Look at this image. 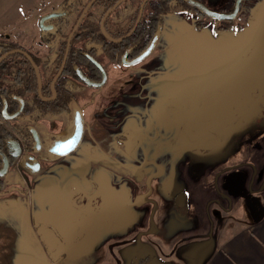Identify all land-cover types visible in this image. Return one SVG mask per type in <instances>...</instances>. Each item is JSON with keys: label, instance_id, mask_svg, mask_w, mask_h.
<instances>
[{"label": "flooded vegetation", "instance_id": "flooded-vegetation-1", "mask_svg": "<svg viewBox=\"0 0 264 264\" xmlns=\"http://www.w3.org/2000/svg\"><path fill=\"white\" fill-rule=\"evenodd\" d=\"M118 1L120 0H117L101 15L100 28L102 29L103 35H98V38L91 37V34L74 38L82 23L81 21L71 38L67 56L68 38L79 18L74 22L73 19L77 14L74 9L76 0H63L57 7L51 8L37 16L35 25L37 31L36 42L30 43L31 45L18 42L19 45L17 47L8 48L7 51H4L0 55L1 57L5 53H9L0 62V67H2L1 63H3V60L5 58L9 59L7 65L6 63L3 64L5 71L0 77V170L4 167V162L7 160L6 172L0 175V195L6 196L11 193L13 187L17 188L20 197H27L28 192H30V199L36 202V211L32 215L33 225H36V220L38 219L42 235L45 238H53L54 244L51 245H55L54 249L61 253H67L69 251L67 247L63 246V242L68 240L73 242L77 239V245L82 244V247L91 244L93 253H95V250L101 249V245L104 246L106 238L109 237L106 235V224L116 223L111 218L112 207L109 203V198L112 194L114 199H116V191L122 188V186L128 187V189L132 188L130 190V198L124 203L129 208H135L137 212L134 215V220L131 218L132 223L130 225H141L144 219L149 216V220L146 219V226L148 228L139 230L136 237H127V239L141 240L144 233L148 232V229L150 232V218H154V214L159 205V200L154 195L155 177L163 175L164 172L169 173L173 171L177 174L178 180L186 185V188L190 187L188 178L186 179L181 176V165L184 164L186 165L185 175H188L193 180H199L201 176H211L212 178L206 186L209 188V191H213L222 182L221 177L224 171L232 173L238 168L246 166V163H242L240 167L238 166L236 168H227L228 164L223 166L225 162H222L220 151L223 139H217L212 135L206 136L203 135L204 133L196 130H194L195 133L186 136H182V133L187 124L191 125V119L202 115L203 108L198 103V97L205 91L204 89L207 88V85L213 77L217 75L220 77L223 54L227 56V59L233 56L237 58L245 50L247 39L252 40L258 47L261 43L264 45V21L260 22L258 19L249 18V10L252 7L260 6L261 8L264 0H261V3L260 0H241L236 16L233 19L224 20L213 18L198 7L191 5L188 0H182L187 7L182 9L177 8L176 10H181L183 13L187 12L193 19H197L194 30H202L200 37H207L205 30L211 28L213 32L212 37L204 38V40L208 39L211 43H214L209 49L199 43L200 37L194 36L192 30H185L181 36L180 34L174 33V37L170 42L163 43L161 41L163 15L162 19L156 22L150 40L143 47L144 41L141 36V31H139V26L143 15L148 11L147 8L144 7L138 25L132 31L137 21L140 8L135 18L133 8L128 6L125 10H119L124 1L122 0L116 8L107 14ZM136 1L134 0V2ZM190 1L200 2L209 9L218 11L212 9L210 6L215 0ZM245 1H247V6ZM235 4L236 0H230V7L226 11L219 12H232ZM243 6H246L249 11L243 18L245 22H242L240 19V12ZM53 11H57V14L53 18L45 20L43 23L45 29H42L40 19ZM99 11L101 12V9ZM105 15L106 18L103 21ZM211 20L216 23L211 25ZM247 20H251V22L247 24ZM91 26H88L89 30H91ZM159 26H161L160 35L152 51L140 62L130 64L148 47ZM248 27L250 28L249 30L247 29ZM128 28L130 29L126 33H122ZM231 29H233L234 34L236 30L238 32L235 35L233 34L235 40L233 36L231 38L233 53L229 56L226 49L215 42L214 39L218 37L222 39L224 32ZM68 30L69 34L65 39L64 34ZM253 32L261 38L257 41L252 39L251 33ZM187 33L188 35L193 33L192 35L195 39L193 40V38L189 37L186 40ZM133 34H135L134 39L130 41ZM121 37H124L121 41L114 40ZM0 38H3V35ZM5 39L15 41L10 38ZM189 39L193 40L192 42L194 44ZM160 45L165 47L166 56L164 57L169 61L167 64H174L175 59L184 66V73H188V76L198 75L200 72L208 75L209 73L205 71H210L211 74L207 76L198 90L193 86L192 92L185 95V97L174 98V105L180 115L172 116V120L175 118L177 120L176 122L181 125V132L177 137L178 144L169 151L166 162H164L165 160L155 161L154 158H148L143 163L145 168L150 164V168L143 182L144 189L133 195L132 192L136 188L133 183L127 181L116 186L112 183L113 181L111 182L113 175L122 174L126 177L124 174L126 166L110 158L106 153V148L100 149L94 147V144L88 141L85 143L86 146L85 144L83 145L82 151L77 152L82 143L84 132L80 143L69 153L61 155L49 150L50 145L54 144L57 140L66 138L71 133L77 109H80L82 112L84 131L86 115H90L87 123L88 127L95 120L109 133L110 128H107V125L109 126L110 124L106 120L109 117V113L106 111L111 110L110 106L106 108V105H102V109L100 108L99 110L95 107L101 99L102 101L104 100L103 103L101 101L104 104L105 97L107 104L108 96L106 93L103 94L102 91L109 80L110 71L112 69H120L122 66L132 67L138 63H142L154 50H158ZM186 46H188V51L185 49ZM17 50L26 51L29 56ZM15 53H20L22 56H12ZM65 56L66 60L64 62ZM156 62V57H152L146 65L147 69H154ZM196 62H200V64H196ZM192 63L196 66L203 65L202 69L199 71L194 69L192 71ZM4 65L6 66L4 67ZM61 67H63L62 73L53 86L54 78ZM142 69V67L137 69V72L133 73L134 77L137 76L141 80L143 78L141 76ZM89 81L93 83L103 82V84L94 86L89 84ZM188 83H191V81ZM193 83H195L194 80ZM262 86L264 89V84ZM209 91L211 92L210 89ZM213 92L216 93L213 100H217L219 96L217 89ZM258 94V92L253 93L255 101H253L252 105L255 108L259 107V121L264 118V91ZM103 95H105L104 99L101 98ZM206 101H209L208 106L204 104L205 100L203 104L209 113L213 109L217 110V105L211 103V99L206 98ZM90 103L91 106L89 108ZM261 103L263 104L261 105ZM4 108H6V114L8 115L14 114L19 109H22V111L14 118H6L3 114ZM133 109L135 110L134 106ZM198 112L199 114H197ZM132 117L138 121L137 114H131L128 118L132 122H130L131 124L136 121H133ZM237 131V126H234L232 132ZM262 136H264V133ZM111 138H113L111 139L112 141L114 140L124 145L130 140L128 139V135L125 134L121 136L115 134ZM260 138L264 139V137ZM9 139H17L21 145L20 155L16 158L7 153L8 145L6 141ZM182 139L185 140L187 145L180 144ZM234 139H237V137H234ZM197 141L203 142L199 150L202 151L201 153L203 151L205 152L195 165H193L194 160L191 161V156H188L189 159L186 160L181 158L179 154H176L175 150L179 147L191 149L189 145L196 144ZM230 141L233 143V138ZM128 152V150L120 149L119 155L122 158L132 155V151H130L131 154ZM151 175L150 186L152 190L148 196V200L140 205H132L137 195L144 194L150 189L148 177ZM139 184L142 186V182ZM139 184L137 186H140ZM157 189L159 195L163 197V203H167L168 215L166 221L170 230H173L175 228L171 224L172 221H170L174 218L172 209L176 205L175 202L180 206L185 204L184 192H176L177 198L171 200L165 195L164 183ZM147 203L154 205V208L148 211ZM189 204L188 200V209L183 208V213L185 210V212L190 211ZM184 218L178 221V225L181 224L183 226L181 229L188 230L192 227V221H195V219L192 216ZM156 225H158L157 219ZM126 232L125 229L123 234H126ZM127 239L124 238L123 240L127 241ZM96 245L98 246L97 248ZM83 254H86L84 250L82 253L80 251L78 252V256ZM74 262L72 261V264Z\"/></svg>", "mask_w": 264, "mask_h": 264}, {"label": "rangeland", "instance_id": "rangeland-1", "mask_svg": "<svg viewBox=\"0 0 264 264\" xmlns=\"http://www.w3.org/2000/svg\"><path fill=\"white\" fill-rule=\"evenodd\" d=\"M51 1L48 2V4ZM262 1L260 0V3ZM131 0H124L119 10H125L126 7H130ZM247 6V1H245ZM212 9L218 11H226L230 7V0H215L210 4ZM246 6H243L240 12V19L244 21V16L249 12V18L258 19V21H264V3L263 6L252 7L248 11ZM197 19H193L187 12L181 10L172 11L163 14V31L161 41L166 43L173 39L174 33L183 35L185 30H192L194 36L198 38L202 35V30H194ZM211 25L216 23L210 21ZM235 22V21H234ZM248 22H251L247 20ZM236 23V22H235ZM246 24V25H247ZM36 31V27H34ZM250 29L249 27L247 28ZM207 37H212L213 32L211 28L205 30ZM238 32L236 30L235 34ZM28 38H32L28 33ZM192 34L187 33L186 40L191 37L195 39ZM234 32L233 29L227 30L223 34V38L219 37L214 39L215 42L219 43L223 48L226 49L228 55L233 53V47L231 45V38ZM234 34V35H235ZM34 37V36H33ZM204 37V38H207ZM215 37V36H214ZM235 36H233L234 39ZM3 38H7L4 37ZM9 38V37H8ZM24 38L28 44L36 42V39ZM199 38V43L205 46L207 49L210 48L214 43L210 40H204ZM190 40V39H189ZM193 40H190L191 42ZM204 40V41H203ZM235 40V39H234ZM27 42L25 44H27ZM194 44V42H192ZM31 45V44H30ZM45 51V50H44ZM47 51V50H46ZM165 47L159 46L158 50H154L148 58L142 63H138L132 67H121L120 69H112L109 73V80L104 87L102 93L108 96L107 104L106 97L105 103L99 101L96 105V109H102V105H106V108L110 106L111 110L106 111L109 113L107 128H110L109 133L106 129L96 122L95 120L89 125L88 118L90 115H86V126L82 139V143L77 152L82 151V147L86 142L94 144V147L100 149L106 148V153L110 158L121 162L122 165L126 166V171L123 176L113 175L111 182L116 186L124 182L133 183L136 187L133 190V195L140 192L145 188L143 182L147 175L150 164L143 166V163L148 158H154L155 161H167L169 151L172 150L178 144V135L181 132V125H179L175 118L172 120V116H179V111L175 107L174 98L185 97V95L192 92L193 86L196 90L201 87L208 75L204 72L198 73V75H189L185 72L184 66L174 59V64L167 62L165 59ZM178 56V54H177ZM156 57L157 62L155 63L154 69H147L146 65L148 61ZM164 57V61H163ZM158 58V59H157ZM200 64V62H196ZM142 67V79L140 80L137 76L134 77L136 70ZM191 81V83L187 82ZM193 80L195 83H193ZM104 96L101 98L104 99ZM82 103V102H81ZM91 103L89 104V108ZM133 106L135 110L133 109ZM96 110V111H98ZM117 110V111H116ZM177 110V111H176ZM100 112V111H99ZM131 114H137L138 121L136 120L133 124L128 118ZM66 115V114H65ZM131 118V119H132ZM105 120V122H106ZM216 122L217 119H215ZM131 122V123H130ZM233 130V129H232ZM254 131V129H253ZM128 135L130 139L126 145L117 143L111 140L114 135ZM251 132L247 133L246 136H241L240 140L234 139L233 135L229 138H233V143L230 141L226 144L225 149L222 151L221 156L228 159L223 164L227 168L240 167L242 163H246L245 159L249 158L250 161L254 159L258 166H264V139L260 136H253ZM185 141L182 139V142ZM228 139H223L222 143H227ZM117 143V144H116ZM139 144V146H138ZM257 144V145H256ZM187 145V144H184ZM205 145V144H204ZM86 146V144H85ZM138 146V149H137ZM202 147V146H201ZM240 147V150L238 148ZM234 150L228 152V149ZM128 150L129 154L132 151V155L125 158L120 157L119 150ZM189 150V149H188ZM194 152L189 154L193 165L197 163L198 159L204 154L201 150L194 148ZM176 151V150H175ZM79 154V153H78ZM93 160V159H92ZM91 160V161H92ZM187 163V162H186ZM249 163V162H247ZM160 165V164H158ZM186 165H181V176L188 178L190 187L186 188L183 182H180L175 172H164L163 175L157 176L154 179V195L159 200L158 209L155 212L154 218H150L149 226L150 232L144 233L142 240H136L127 237H136L139 230H145L149 216L144 219L141 225H130L132 223L131 218L134 220V215L137 214L135 208H129L124 202L131 196V189L122 186L117 189L116 199L110 196L109 203L111 204V218L116 223L106 224V243L101 245V249L92 251V245L88 244L82 247V244L77 245L78 240L65 241L63 246L67 247L69 251L67 253H61L54 249V239L45 238L41 233V228L36 220V225H33L32 215L36 211V202L30 199V192L27 197H20L17 188L13 187L11 193L6 196L0 195V264H155V249L158 250V242L160 241L165 248L170 246V241H167L168 233L169 236L174 234L175 249L181 248L183 245V239H179L189 232H203L207 230V222H201L200 215L203 214V203L205 199L212 194L206 185L209 184L211 176H201L199 180H193L188 175H185ZM247 166V165H246ZM119 168V166H117ZM245 170L248 168L244 167ZM126 181H125V179ZM132 181V182H131ZM142 182V186L139 184ZM164 183L165 195L170 198H177L176 192H184L185 204L180 206L175 202V207L172 209L174 212V218L170 221L174 225L173 230H170L166 217L168 210L166 202L163 203V197L159 195L158 187ZM140 186H137V185ZM187 192V193H186ZM195 194L196 199L193 195ZM211 196V195H210ZM188 200L190 201V211L182 212L183 208L188 209ZM192 206V208H190ZM182 207V208H181ZM154 208V205L147 203V209L150 211ZM192 216L195 221H192L193 225L190 229H181L183 226L178 225V221L185 219L184 217ZM156 219L158 225H156ZM205 223L204 225L201 223ZM200 224V225H199ZM170 225V224H169ZM178 225V226H177ZM126 229V234H123ZM156 230V231H154ZM164 233V231H166ZM214 230V224H212V231ZM173 232V233H172ZM164 233V235H162ZM167 233V235H166ZM139 236V235H138ZM126 238L127 241L123 239ZM161 244V247L163 245ZM78 248H77V247ZM98 246L96 245V248ZM164 248V247H163ZM83 250L86 254L78 256V252L81 253ZM176 260L183 261L180 255H175ZM163 262H169L164 260Z\"/></svg>", "mask_w": 264, "mask_h": 264}, {"label": "crops", "instance_id": "crops-1", "mask_svg": "<svg viewBox=\"0 0 264 264\" xmlns=\"http://www.w3.org/2000/svg\"><path fill=\"white\" fill-rule=\"evenodd\" d=\"M61 1L0 0V36L23 44L28 33L32 37L28 39H36L37 16ZM245 160L247 166L232 173L224 171L222 182L200 203L201 222H207V230L186 231L179 238L183 239L180 250L175 249L174 234L168 235L167 241L172 242L166 248L158 242L155 264H264V166H258L254 159Z\"/></svg>", "mask_w": 264, "mask_h": 264}, {"label": "trees", "instance_id": "trees-1", "mask_svg": "<svg viewBox=\"0 0 264 264\" xmlns=\"http://www.w3.org/2000/svg\"><path fill=\"white\" fill-rule=\"evenodd\" d=\"M90 0H76L74 3V9L77 14L73 19L74 22L80 16L83 8ZM117 0H96L92 7L86 13L79 29L76 32L74 38L87 36L91 34V37L98 38V35H103L102 29L100 28L101 15L105 10H108ZM142 0H134L131 2L130 7L134 9L135 18L139 11ZM106 4V5H105ZM186 8L187 5L182 0H148L145 8L148 11L143 15L139 31L143 38L144 44L150 40L152 30L155 27L156 22L162 19V15L167 12L175 11L177 8ZM101 9V12L99 11ZM100 14H99V13ZM155 16V18H154ZM91 26L89 30L88 26ZM95 26V27H93ZM130 28L126 29L122 33H126ZM70 30V29H69ZM69 30L65 32L64 38L66 39ZM135 34L132 35L131 40L134 39ZM249 36V35H247ZM252 39L258 40L261 37L257 36L255 32L251 33ZM19 44L16 41H9L4 38H0V55L7 51L8 48L17 47ZM245 50L240 53L239 56L230 57L223 54L220 74L213 77L210 83L207 85L198 97V103L203 108L202 115L197 118L190 120L191 125H186L182 136L190 135L195 133L194 130L204 133L203 135H212L217 139H228L227 143H222L220 151L225 149L226 144L230 142V136L237 137L241 142V136H246L247 133L251 132L253 136H262L264 133V118L258 121L259 107L255 108L252 105L254 98L253 93L258 92L259 94L264 91V45L261 43L258 47L252 40H246ZM188 51V46H186ZM186 51V52H187ZM190 51V49H189ZM12 56H22L20 53H15ZM9 62L8 58L3 60L2 67H0V77L2 76L5 69L3 64ZM4 65V67L6 66ZM202 66H196L194 63L191 64V70L199 71ZM211 90V92L209 91ZM217 89V100L215 98L216 93L213 92ZM258 94V95H259ZM206 98L211 99V103L217 105V110L213 109L211 113L207 111L204 104L208 106L209 101ZM205 100L204 104L203 101ZM263 103H261L262 105ZM199 114V112L197 113ZM246 118V119H244ZM215 119H217L216 122ZM234 126H237V132H232ZM246 126V128H244ZM254 129V131H253ZM250 135V139L251 138ZM227 137V138H226ZM181 145L186 144L185 141L180 142ZM234 144V143H233ZM180 145V146H181ZM203 145V142L197 141L196 144L189 145L191 149L179 147L176 149V154H179L181 158L189 159L188 155L193 153L194 148L199 150V147ZM257 145V144H256ZM242 146V144H241ZM234 148L228 149V152H232ZM240 150V147L238 148ZM184 155V157H182ZM227 158L222 157V162H226Z\"/></svg>", "mask_w": 264, "mask_h": 264}, {"label": "water", "instance_id": "water-1", "mask_svg": "<svg viewBox=\"0 0 264 264\" xmlns=\"http://www.w3.org/2000/svg\"><path fill=\"white\" fill-rule=\"evenodd\" d=\"M94 2H95V0H90L85 5V7L83 8V10H82V12H81L78 20L76 21V23H75V25H74V27H73L70 35H69V38H68V46H67V50H66V56L68 54L69 44H70V41H71V38H72L73 34L75 33V31L78 28L79 24L81 23L82 19L84 18V16L86 15V13L90 9V7H92V5L94 4ZM121 2H122V0L118 1L108 11L107 14H109ZM146 2H147V0H143L142 4L140 6L139 15H138L137 21H136V23H135L132 31L137 27V25H138V23L140 21V18L142 16V13H143V10H144V7H145ZM188 2L191 5H194V6L198 7L199 9L203 10L204 12H206L209 16H211L213 18H216V19L224 20V19H233L236 16V14H237V12L239 10V7H240L241 0H236L235 8H234V10L232 12H219V11H214V10L209 9L207 6H205L204 4H202L200 2L190 1V0H188ZM56 14H57V11H53L50 14H47L46 16H43L40 19L41 28L42 29H45V27L43 26L44 21L47 20V19H49V18L55 17ZM105 18H106V15L104 16L103 21H104ZM103 21H102V24H103ZM160 31H161V26H159L158 30L154 34V36L152 38V41L150 42V44L148 45V47L146 49H144V51L140 55H138L130 64H135L137 62H140L141 60H143L152 51V49L156 45V42H157V40L159 38ZM123 38L124 37H121L119 39H114V40L115 41H121ZM17 51H22L23 53H25L26 55L29 56V54L26 51H23V50H17ZM8 54L9 53H5L4 55H2L0 57V62ZM66 56H65L64 62L66 60ZM62 70H63V67H61L60 71L58 72V74L54 78L53 86H54V83L57 80V78L61 75ZM89 84H92L94 86H100V85L103 84V82L102 83H93V82H90ZM21 111H22V109H19L14 114L8 115V114H6V108H4L3 114H4V116L6 118H14L17 115H19ZM83 132H84V121H83L82 112H81L80 109H77V112L75 113V118H74V126H73V129H72L71 133L66 138H64L62 140H57L54 144L50 145L49 150L51 152H54L56 154H61V155H64V154L69 153L70 151L74 150L77 147V145L80 143L81 138H82V135H83ZM69 141H71L70 144H69ZM6 144L8 145L7 146V148H8L7 153L8 154H11L14 158H16V157H18L20 155L21 145H20V143H19V141L17 139H9V140L6 141ZM58 148L60 149L59 151H57ZM6 165H7V160L4 162V167L0 170V175L4 174L6 172ZM151 178H152V175L148 177V184H149V186H150V180H151ZM151 190H152V188L150 186V189L148 190V192H146L144 194H141V195H137V197L135 198V200L132 202V205H140L143 202H145L146 200H148V196L151 193Z\"/></svg>", "mask_w": 264, "mask_h": 264}, {"label": "snow or ice", "instance_id": "snow-or-ice-1", "mask_svg": "<svg viewBox=\"0 0 264 264\" xmlns=\"http://www.w3.org/2000/svg\"><path fill=\"white\" fill-rule=\"evenodd\" d=\"M71 143V141H69V144ZM60 149L58 148L57 151H59Z\"/></svg>", "mask_w": 264, "mask_h": 264}]
</instances>
